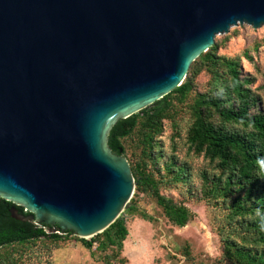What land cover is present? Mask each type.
Here are the masks:
<instances>
[{"label": "water", "instance_id": "95a60500", "mask_svg": "<svg viewBox=\"0 0 264 264\" xmlns=\"http://www.w3.org/2000/svg\"><path fill=\"white\" fill-rule=\"evenodd\" d=\"M242 24L264 25V0H0V197L11 217L80 238L106 229L136 185L110 128Z\"/></svg>", "mask_w": 264, "mask_h": 264}, {"label": "trees", "instance_id": "16d2710c", "mask_svg": "<svg viewBox=\"0 0 264 264\" xmlns=\"http://www.w3.org/2000/svg\"><path fill=\"white\" fill-rule=\"evenodd\" d=\"M218 43L202 52L191 64L183 82L171 92L142 110L126 117L119 118L107 134L108 145L114 153H126L124 139L138 132V145L141 148L140 158L136 163L130 162L135 179V192L147 191L161 207L164 216L176 226H184L191 218L190 209L172 198L163 195L159 189L160 179L148 167V159L153 158L156 137L161 134L163 122L173 118L178 104H184L193 90L192 76L203 68L218 77V68L225 77L216 79L219 83L210 93L198 94L190 104L193 120L188 129L187 140L196 154H202L212 163L217 174L208 176L205 189L212 194L226 197L227 193L241 191L231 203L232 217L240 221L234 226V235L240 239L231 240L223 234L222 240L228 246L226 257L232 264H264V109L258 107V97L251 91V79L243 75L239 60L216 54ZM177 101V103L174 102ZM213 111L219 122L212 120ZM235 125H240L241 128ZM174 159L166 164L171 172L184 174L185 166H175ZM14 204L0 197V248L11 244H25L35 239H47L59 242L63 237L58 232H47L45 224H34L11 217L9 208ZM24 214L23 207L16 206ZM135 210V205L127 211ZM247 212L251 219L244 222ZM143 219H149L141 214ZM57 229L60 231L59 227ZM128 228L123 217H118L101 233L91 240L81 238L83 244L91 249L96 242V251L111 248L113 253L107 259L119 260L123 264L121 252L128 235ZM243 232V234H241ZM64 233H73L65 231ZM18 257L6 253L1 256L2 264H16Z\"/></svg>", "mask_w": 264, "mask_h": 264}, {"label": "rangeland", "instance_id": "374dc122", "mask_svg": "<svg viewBox=\"0 0 264 264\" xmlns=\"http://www.w3.org/2000/svg\"><path fill=\"white\" fill-rule=\"evenodd\" d=\"M215 41L218 43L217 55L239 60L241 72L251 79L249 87L259 99L258 107L264 109V25L258 28L248 24L233 26L227 33L217 35ZM218 72L219 76L215 77L203 68L191 77L194 85L188 100L178 104L173 118L164 120L162 132L156 137L153 158L147 160L154 176L160 179V192L186 205L193 216L184 226L173 225L150 193L135 192L134 189L130 206L135 205V210L126 209L120 214L129 231L121 252V257L125 258L123 264H232L226 257L229 249L222 236L240 239V234L238 237L234 235V226L240 219L231 216V203L236 196H242V192L227 193L226 197L209 193L205 189L207 181L203 173L211 176L218 171L202 154L190 149L187 140L193 120L190 104L198 94L210 93L219 83L216 79L225 77L221 68ZM212 120L219 122L215 111ZM138 137V132H134L123 141L126 147L124 156L129 165L140 158ZM173 159L176 167L185 166V172L179 173L178 180L176 172L166 168ZM141 214L149 219H143ZM240 218L246 222L252 217L247 212ZM45 229L50 232L48 227ZM57 232L63 238L56 243L35 239L25 244L2 246L0 264L1 256L6 253L18 257L16 264H119V260L106 258L113 253L111 248L96 251L94 242L88 249L74 233ZM92 237L84 239L88 241Z\"/></svg>", "mask_w": 264, "mask_h": 264}]
</instances>
